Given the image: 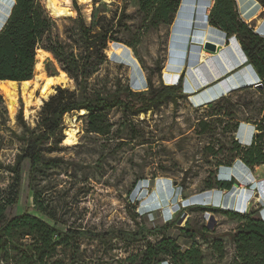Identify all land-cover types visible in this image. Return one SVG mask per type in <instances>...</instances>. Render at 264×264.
<instances>
[{"label":"rangeland","instance_id":"obj_1","mask_svg":"<svg viewBox=\"0 0 264 264\" xmlns=\"http://www.w3.org/2000/svg\"><path fill=\"white\" fill-rule=\"evenodd\" d=\"M42 1L58 22L54 36H59L75 55L82 57L80 25L78 21H70L76 18L72 0H60L73 13V17L61 18L51 14L48 3ZM76 1L87 27L92 26L95 9L97 19L103 15L114 18L113 32L121 42L109 43L106 59H92L87 67L93 89L105 95L127 87L149 91L162 82L176 83L178 73L186 70L178 65L186 55L194 64L190 71L197 81L203 80L205 73L218 72L223 63L230 64L225 52L205 50V41L219 45L224 42L222 34L207 24L196 27V32L203 31L205 36L195 41L194 34L191 51L186 54L189 38L183 33L189 31L187 24L191 20L188 19L203 15L199 8L195 10L196 16L194 8H185L172 25L144 32V16L136 0ZM236 1L244 19L254 28L262 25V4L256 0ZM15 4L16 0H0V32ZM114 48L120 50L118 54ZM203 53L208 56L204 57ZM53 58L39 52L37 74L29 89L24 92L22 83L17 82L15 111L9 113L5 99L7 115H2L0 110V195L8 197L18 190V204L12 214L31 213L61 233L78 229L96 234L140 233L143 228L164 229L168 223H174L164 234L177 240L184 250L192 246L201 249L203 264H232L236 246L230 235L241 222L212 209L236 206L243 211L245 208H239L237 198L232 201L233 193L224 190L220 193L217 181L239 178L233 173L239 162L235 143L240 142L242 147L251 144L256 133L254 122L262 117L263 98L244 90L210 101L201 98L208 97L213 90L200 95L208 88L196 87L195 94L189 98L169 100L155 111L138 117L125 116L121 107H114L108 114L111 128L106 135L87 132V112L67 114L63 118L62 134L65 138L66 131L75 124L77 144L65 145L63 141L58 145L52 141L45 145V163L32 168L25 161L18 186L8 167L15 165L25 147V129L18 120L19 114L22 112L24 121L34 129L41 108L59 86L76 89L64 66ZM170 65L173 69L168 70ZM190 71L186 74L188 80H191ZM62 72L68 78L61 77ZM47 95L51 96L40 106L39 97ZM228 168H232L230 176ZM249 168L258 181L264 182V166ZM239 179L242 186L235 190L246 191V177ZM254 185L256 191H264V183L254 182ZM227 198L230 205L222 207ZM259 198V203L251 202L248 213L257 211L256 216L264 219V196ZM56 236L59 241L60 234ZM161 239L159 233L147 231L133 244L119 239H80L63 259L65 264H144L142 255L148 243L156 244ZM60 250L58 247L53 263L61 259Z\"/></svg>","mask_w":264,"mask_h":264},{"label":"trees","instance_id":"obj_2","mask_svg":"<svg viewBox=\"0 0 264 264\" xmlns=\"http://www.w3.org/2000/svg\"><path fill=\"white\" fill-rule=\"evenodd\" d=\"M136 1L144 16L143 30L147 32L172 25L184 0ZM209 1L215 2L209 16L210 26L223 32L226 39L235 38L240 43L248 64L254 67L261 82V86L256 89L244 87L235 91L249 90L263 98L262 117L254 122L256 133L252 142L245 147L236 142V158L247 167L264 166V37L243 20L236 0ZM256 1L264 6V0ZM94 3L97 5L98 1ZM72 4L76 18L70 21H78L80 25L84 51L82 57L75 55L59 36H54L58 22L50 16L42 0H16L11 15L0 32V81H32L37 74L38 53L43 52L49 54L52 60L54 56L64 66L76 86L74 91L62 87L64 85L57 88L56 94L41 108L34 129L24 121L22 112L19 114L18 120L25 129V147L15 165L8 167L16 177L18 186L22 180L21 171L25 161H29L32 168L44 164V146L52 141L61 145L64 141L62 125L65 115L85 111L87 132L106 135L111 128L108 114L114 107H121L125 116L138 117L155 111L169 100L189 98L184 92V76L178 83L166 85L162 82L149 91H134L127 87L105 95L93 89L87 67L92 59H106L109 43L121 41L113 32L114 18L103 15L97 19L95 9L92 26L87 27L77 1L72 0ZM68 12L73 17L72 11L68 9ZM128 46L136 47L133 43H128ZM50 96H40V106ZM0 110L2 115H7L1 94ZM217 183L221 190L229 191L236 181L219 179ZM18 200V190L8 197L0 195V264H65L63 258L66 257L63 256H66V251L71 253L76 240L119 239L133 244L139 242L140 235L146 231L150 234L159 233L162 239L156 244L148 243L142 255L144 264H203L201 249L192 246L184 250L177 240L164 234V230L173 228L174 223H168L164 229L143 228L140 233L118 231L96 234L82 229L61 233L47 221L31 213L13 215ZM212 210L241 222L238 229L230 235L236 246V256L232 264H264V219L256 216L257 211L241 214L223 209ZM206 231L209 232L208 229ZM58 233L59 241L56 238ZM58 247H61L59 253H62V257L53 263Z\"/></svg>","mask_w":264,"mask_h":264},{"label":"crops","instance_id":"obj_3","mask_svg":"<svg viewBox=\"0 0 264 264\" xmlns=\"http://www.w3.org/2000/svg\"><path fill=\"white\" fill-rule=\"evenodd\" d=\"M215 2L214 1H209V0H184L180 10L176 16L179 17L181 12L185 10V8H194L193 10V14L194 16H196V9H201L200 12H204L202 13L203 15L199 16V17H192L191 19V23H189L190 25L187 24L188 26V33H183L185 34L189 39L187 40V45H186V54H188V52L191 51V47L193 44H191L193 39V36L195 34L196 39L198 38H203V36H205V33L203 31L200 32H196V27H204V24H207L208 27H211L209 24V16L210 13L214 7ZM190 10V9H189ZM193 16V15H192ZM242 16V15H241ZM255 16H253L254 18ZM175 18V19H176ZM243 18V17H242ZM253 18H251L250 20H252ZM243 20L251 25V22L248 21V19H244ZM175 21V20H174ZM174 23V22H173ZM213 28V27H211ZM215 31L219 32L220 34H222L223 37V44H217L218 48H217V52L219 50V52L217 54H220L222 52H225L227 55H229V59H230V64H227L226 62L222 64L221 69L218 72H208L205 73V78L201 81H197L196 80V76L193 75V72H191L190 70L193 69V65L192 63H190L189 59V55H186V57L184 58V60L180 63H178V65L180 66H184L185 67V71L184 69L178 73V81L179 82L180 78L182 76H184V92L187 95H194L196 92V87H199L200 90H204L203 93H201L200 95H203L205 93H207L209 90L212 91L211 95H208V97L206 98H201L204 100H209L212 101L213 99H218L222 96H225L226 94H231L234 91L240 90L244 87H251L253 88L254 86H256L259 82H260V78L256 72V70L254 69L253 66L249 65L247 62V57L240 45V43L235 39V38H231V39H226L225 38V34L223 32H221L220 30H217L215 28H213ZM255 31L261 35L262 37H264V21L262 23V25H260L258 28H254ZM195 45V44H194ZM223 45V46H222ZM216 57H220V55H215ZM223 61V59H221ZM190 71V75H191V80H188L186 78V74L189 73ZM220 81V82H219ZM217 82V83H215ZM215 83V85H214ZM214 85V86H212ZM212 86V87H211ZM202 97V96H201ZM239 164L244 166V169L242 171V177L247 179V185L252 183V187L247 188L248 186L246 185V188L244 190H246V193L248 194L247 196L244 195V197L246 198V200H244V204H245V209L243 211L239 210L238 207H234V208H224L223 207V202H222V207L223 210H229V211H234V212H239L241 214H247L250 210L251 207V202L256 200L258 203L261 201V199L259 198V195H263L264 196V191H256L254 182L261 185V183H264L263 181H258L253 173L250 171V168L247 167L246 165H244L242 162H238ZM236 163V164H238ZM235 164V165H236ZM234 165V167H235ZM233 167V168H234ZM237 178V177H236ZM249 179V180H248ZM236 181V184L233 186V188L229 191L224 190V192L226 191V193H233V191L235 189H240L239 187L242 186L241 184V180L239 178L234 179ZM259 182V183H258ZM238 184V185H237ZM250 186V185H249ZM259 192V193H258ZM223 198V197H222ZM198 200V198L196 199ZM236 204L239 202V198L235 199Z\"/></svg>","mask_w":264,"mask_h":264},{"label":"bare ground","instance_id":"obj_4","mask_svg":"<svg viewBox=\"0 0 264 264\" xmlns=\"http://www.w3.org/2000/svg\"><path fill=\"white\" fill-rule=\"evenodd\" d=\"M45 1L48 3V7L51 10V14H53L56 18L71 17V14L65 9V7H63L61 5V1L60 0H45ZM207 42L208 41H205V43H207ZM114 50H115V52L117 54L120 51V50H118V48H114ZM47 55H49V54H47ZM203 56L207 57L208 54L203 53ZM171 69H173V66H171V65L168 66V70H171ZM61 77L68 78L65 73H61ZM30 84H31V81L22 82V86L24 88V92H26L29 89ZM16 85H17V82L0 81V94L4 97V99H5L6 103H7L8 111H9L10 114H12L15 111V108H16V99H17V95H18ZM81 113L84 114L85 111H82ZM74 122H75V118L73 119L72 123H74ZM77 135H78V130H77L75 124H72L71 128H69L66 131L64 144L65 145H75V144H77V141H78ZM243 169H244V166L238 163L236 168L234 169L233 173L237 177L242 178L241 175H242ZM244 193H245L246 196L248 195L246 193V191H242V192H241V190H234L233 191L232 201L235 198H240V200L238 202L240 209L245 208L244 200H246V198L243 195ZM229 203H230V199H228V198L225 199L224 202H223L224 206L230 205Z\"/></svg>","mask_w":264,"mask_h":264},{"label":"water","instance_id":"obj_5","mask_svg":"<svg viewBox=\"0 0 264 264\" xmlns=\"http://www.w3.org/2000/svg\"><path fill=\"white\" fill-rule=\"evenodd\" d=\"M204 48H205L206 51H209V52H213L214 53V52H217L218 46H217V44L208 41L207 43L204 44ZM228 174H229V176L232 175V168H228ZM222 192H223V190L220 191V193H222ZM219 204L220 203H218V205Z\"/></svg>","mask_w":264,"mask_h":264},{"label":"built area","instance_id":"obj_6","mask_svg":"<svg viewBox=\"0 0 264 264\" xmlns=\"http://www.w3.org/2000/svg\"><path fill=\"white\" fill-rule=\"evenodd\" d=\"M261 85V82H259L256 86H260Z\"/></svg>","mask_w":264,"mask_h":264}]
</instances>
